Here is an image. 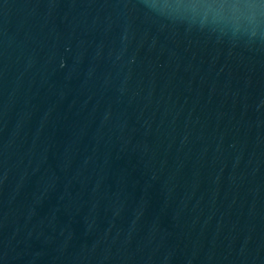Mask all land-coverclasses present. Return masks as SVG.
<instances>
[{"label": "water", "instance_id": "1", "mask_svg": "<svg viewBox=\"0 0 264 264\" xmlns=\"http://www.w3.org/2000/svg\"><path fill=\"white\" fill-rule=\"evenodd\" d=\"M0 264H264V0H0Z\"/></svg>", "mask_w": 264, "mask_h": 264}]
</instances>
